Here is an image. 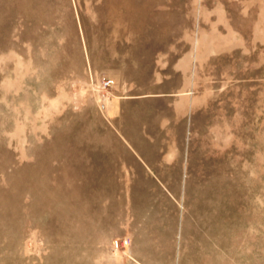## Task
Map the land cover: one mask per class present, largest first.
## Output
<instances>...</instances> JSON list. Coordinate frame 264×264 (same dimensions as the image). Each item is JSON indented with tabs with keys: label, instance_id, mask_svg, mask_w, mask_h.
<instances>
[{
	"label": "rangeland",
	"instance_id": "1",
	"mask_svg": "<svg viewBox=\"0 0 264 264\" xmlns=\"http://www.w3.org/2000/svg\"><path fill=\"white\" fill-rule=\"evenodd\" d=\"M0 264H264V0H0Z\"/></svg>",
	"mask_w": 264,
	"mask_h": 264
},
{
	"label": "built area",
	"instance_id": "2",
	"mask_svg": "<svg viewBox=\"0 0 264 264\" xmlns=\"http://www.w3.org/2000/svg\"><path fill=\"white\" fill-rule=\"evenodd\" d=\"M110 80H103L102 81V84L104 85V86H109L110 85Z\"/></svg>",
	"mask_w": 264,
	"mask_h": 264
}]
</instances>
